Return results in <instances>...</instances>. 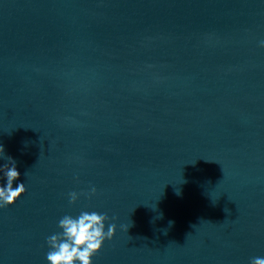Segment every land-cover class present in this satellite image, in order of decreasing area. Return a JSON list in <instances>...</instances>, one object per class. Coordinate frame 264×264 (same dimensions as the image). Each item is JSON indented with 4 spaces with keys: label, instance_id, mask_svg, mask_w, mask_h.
Listing matches in <instances>:
<instances>
[{
    "label": "water",
    "instance_id": "water-1",
    "mask_svg": "<svg viewBox=\"0 0 264 264\" xmlns=\"http://www.w3.org/2000/svg\"><path fill=\"white\" fill-rule=\"evenodd\" d=\"M261 41L264 0H0V264L83 211L116 225L92 264L264 258Z\"/></svg>",
    "mask_w": 264,
    "mask_h": 264
},
{
    "label": "clouds",
    "instance_id": "clouds-1",
    "mask_svg": "<svg viewBox=\"0 0 264 264\" xmlns=\"http://www.w3.org/2000/svg\"><path fill=\"white\" fill-rule=\"evenodd\" d=\"M261 46L264 47V41H261ZM3 155L4 148L0 146V157ZM7 158L11 166L3 165L6 184L0 186V207L14 204L26 191L24 183L13 187V182L18 180L20 173L15 161L11 157ZM95 191L96 189L92 188L91 193L95 194ZM69 196L71 203L78 199L76 192L70 193ZM107 219V215L95 211H83L75 218L65 215L59 221L62 232L48 238L47 242L51 249L47 253L48 264H92V257L101 250L105 240H110L115 235V224L109 225L105 231ZM251 264H264V258H253Z\"/></svg>",
    "mask_w": 264,
    "mask_h": 264
}]
</instances>
